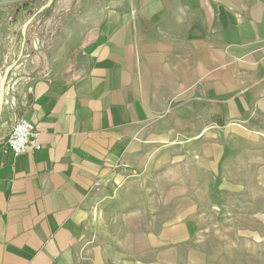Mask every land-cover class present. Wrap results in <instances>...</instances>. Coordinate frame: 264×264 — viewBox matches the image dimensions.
I'll return each instance as SVG.
<instances>
[{
    "label": "crops",
    "instance_id": "0c3cea01",
    "mask_svg": "<svg viewBox=\"0 0 264 264\" xmlns=\"http://www.w3.org/2000/svg\"><path fill=\"white\" fill-rule=\"evenodd\" d=\"M42 2L0 0V77ZM42 18L6 82L16 106L0 115V264H76L87 193L210 124L264 137V0H54ZM18 116L40 148L14 157Z\"/></svg>",
    "mask_w": 264,
    "mask_h": 264
},
{
    "label": "rangeland",
    "instance_id": "374dc122",
    "mask_svg": "<svg viewBox=\"0 0 264 264\" xmlns=\"http://www.w3.org/2000/svg\"><path fill=\"white\" fill-rule=\"evenodd\" d=\"M210 126L87 193L76 264H264V137Z\"/></svg>",
    "mask_w": 264,
    "mask_h": 264
},
{
    "label": "built area",
    "instance_id": "2783aa9c",
    "mask_svg": "<svg viewBox=\"0 0 264 264\" xmlns=\"http://www.w3.org/2000/svg\"><path fill=\"white\" fill-rule=\"evenodd\" d=\"M40 45V40L35 42V46ZM11 91H15V82L9 85ZM10 108L16 106V97L11 95L9 100L4 101ZM37 132L31 122L24 116H18L12 126L9 128L5 136L6 149L14 157L29 152L32 150H37L40 145L36 143Z\"/></svg>",
    "mask_w": 264,
    "mask_h": 264
},
{
    "label": "water",
    "instance_id": "95a60500",
    "mask_svg": "<svg viewBox=\"0 0 264 264\" xmlns=\"http://www.w3.org/2000/svg\"><path fill=\"white\" fill-rule=\"evenodd\" d=\"M53 0H48L45 4H43L42 6L39 7V9L37 11H41L44 7L50 6ZM35 14H32L23 24L22 29H21V36H22V43H21V52L18 56V59L21 57L22 51H23V46L25 43V37H26V29L28 24L31 22V20L33 19ZM17 61L10 63L9 65H7L2 73V76L0 77V115H1V111H2V107H3V102H4V94H5V84H6V80L8 78V75L11 71V69L15 66Z\"/></svg>",
    "mask_w": 264,
    "mask_h": 264
},
{
    "label": "trees",
    "instance_id": "16d2710c",
    "mask_svg": "<svg viewBox=\"0 0 264 264\" xmlns=\"http://www.w3.org/2000/svg\"><path fill=\"white\" fill-rule=\"evenodd\" d=\"M45 0H43V2L40 4V6H42L43 4H45ZM38 9H36L35 11H34V13L33 14H35L34 15V17H33V19L31 20V22L28 24V26H27V29H28V27L31 25V24H34L36 21H38V20H40L42 17H44V16H46L48 13H49V7L47 6V7H44L41 11H37ZM26 41H27V33H26ZM25 41V42H26Z\"/></svg>",
    "mask_w": 264,
    "mask_h": 264
}]
</instances>
